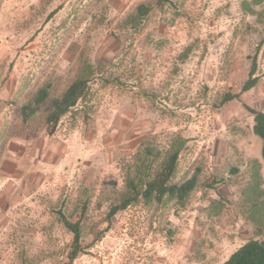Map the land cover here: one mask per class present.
<instances>
[{
  "label": "rangeland",
  "instance_id": "obj_1",
  "mask_svg": "<svg viewBox=\"0 0 264 264\" xmlns=\"http://www.w3.org/2000/svg\"><path fill=\"white\" fill-rule=\"evenodd\" d=\"M140 5L151 12L135 29ZM263 11L264 0H0V264H68L58 211L78 221L84 202L86 252L71 264H222L261 239L249 108L264 111ZM79 77L90 87L54 135L43 110L23 121L39 89L57 98ZM147 149L153 169L179 150L173 182L197 174V187L183 207L141 200L108 223Z\"/></svg>",
  "mask_w": 264,
  "mask_h": 264
},
{
  "label": "trees",
  "instance_id": "obj_2",
  "mask_svg": "<svg viewBox=\"0 0 264 264\" xmlns=\"http://www.w3.org/2000/svg\"><path fill=\"white\" fill-rule=\"evenodd\" d=\"M158 6L171 4L172 0H156ZM151 12V8L146 5H140L137 8V13L129 19L136 29L146 16ZM264 17V11H263ZM256 72V62H253V68L250 72V79L247 80L243 87V92L249 91L258 82V78H252ZM90 78L79 77L74 81L67 90L57 98L50 97V86L46 85L37 91L34 97L25 105L22 106L21 114L23 121L26 123L35 117L40 111L47 112V134L54 135L61 120L68 113L74 110L80 100L83 99L90 87ZM238 95L228 94L224 98V102H229ZM249 110L254 116V134L262 141L261 156L264 161V112L254 109ZM180 151L176 150L165 158L157 169H153V152L151 149L146 150V157L142 161L138 169V175L135 178H129L127 181V193L123 195L118 203H113L106 220L109 223L121 211L126 210L133 204L143 200L146 203L156 201L158 203H169L176 201L178 205L183 207L189 200L191 194L198 185V175L195 174L192 178L182 183H175L174 178L177 173L178 159ZM258 178V174L255 175ZM216 202V201H215ZM215 205L219 206L220 201ZM87 209V202H84L79 213V220L73 221L67 217L61 210L58 211L59 219L63 223L65 229L72 235L71 243L69 244V252L67 254L68 264L73 263L80 254L86 252L82 245L83 238V215ZM223 264H264V232L260 240H250L236 250L230 258Z\"/></svg>",
  "mask_w": 264,
  "mask_h": 264
},
{
  "label": "clouds",
  "instance_id": "obj_3",
  "mask_svg": "<svg viewBox=\"0 0 264 264\" xmlns=\"http://www.w3.org/2000/svg\"><path fill=\"white\" fill-rule=\"evenodd\" d=\"M254 78H256V77H254ZM254 87H255V86H254ZM251 89H252V88H251ZM251 89H250V90H251ZM262 112H264V111H262ZM261 159H262V156H261ZM262 160H263V159H262ZM263 163H264V161H263ZM257 174H258V173H257ZM258 176H259V174H258ZM261 237H262V234H261ZM258 240H260V239H258ZM246 243H247V242H246ZM242 246H243V245H242ZM240 247H241V246H240ZM240 247H239V248H240ZM239 248H238V249H239ZM238 249H237V250H238ZM231 255H232V254H231ZM229 258H230V257H229ZM229 258H228V259H229ZM228 259H227V260H228ZM227 260H226V261H227ZM226 261H225V262H226ZM223 263H224V262H223ZM223 263H222V264H223Z\"/></svg>",
  "mask_w": 264,
  "mask_h": 264
}]
</instances>
